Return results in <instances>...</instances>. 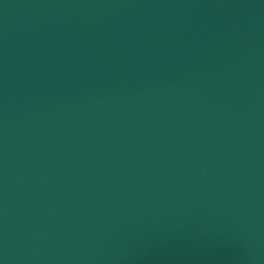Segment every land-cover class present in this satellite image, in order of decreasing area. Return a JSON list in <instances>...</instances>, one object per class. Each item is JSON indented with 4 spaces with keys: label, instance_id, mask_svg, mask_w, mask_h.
Returning a JSON list of instances; mask_svg holds the SVG:
<instances>
[{
    "label": "water",
    "instance_id": "1",
    "mask_svg": "<svg viewBox=\"0 0 264 264\" xmlns=\"http://www.w3.org/2000/svg\"><path fill=\"white\" fill-rule=\"evenodd\" d=\"M0 264H264V0H0Z\"/></svg>",
    "mask_w": 264,
    "mask_h": 264
}]
</instances>
